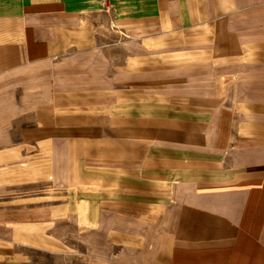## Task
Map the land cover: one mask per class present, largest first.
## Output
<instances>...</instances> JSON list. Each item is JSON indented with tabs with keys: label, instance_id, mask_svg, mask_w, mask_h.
<instances>
[{
	"label": "crops",
	"instance_id": "1",
	"mask_svg": "<svg viewBox=\"0 0 264 264\" xmlns=\"http://www.w3.org/2000/svg\"><path fill=\"white\" fill-rule=\"evenodd\" d=\"M20 92L72 176L0 208V264H264V0H0Z\"/></svg>",
	"mask_w": 264,
	"mask_h": 264
},
{
	"label": "rangeland",
	"instance_id": "2",
	"mask_svg": "<svg viewBox=\"0 0 264 264\" xmlns=\"http://www.w3.org/2000/svg\"><path fill=\"white\" fill-rule=\"evenodd\" d=\"M17 79L20 82L23 78L17 77ZM7 80L2 79L1 82H7ZM4 87L2 86V89ZM19 90L22 91V88H18ZM4 97L5 93H2L0 98V208H17V212L20 213L34 208L33 206L42 207L48 203L62 202L65 200L66 192L64 184L68 182L69 177L71 178L72 173L70 159L56 155L58 141H54V137H57V131L40 126L37 111L32 110V99L26 102V95L23 92L17 93L19 106L14 110L7 108L8 102L4 100ZM47 138L51 139L47 140ZM58 173L61 174L60 177ZM67 223L63 222L65 225ZM69 238L71 242L68 241L66 245H63L64 252L61 253L28 249L31 263L78 264L80 261L76 258V247H73L76 246V238ZM81 257V262H84L85 256Z\"/></svg>",
	"mask_w": 264,
	"mask_h": 264
}]
</instances>
